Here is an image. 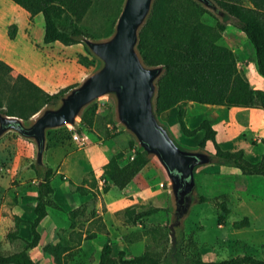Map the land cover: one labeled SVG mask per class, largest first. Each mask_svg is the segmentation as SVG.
<instances>
[{"label": "trees", "instance_id": "obj_1", "mask_svg": "<svg viewBox=\"0 0 264 264\" xmlns=\"http://www.w3.org/2000/svg\"><path fill=\"white\" fill-rule=\"evenodd\" d=\"M12 1L28 13L29 19L37 14L42 16L45 43L58 41L66 46L80 43L72 38L76 34L96 38L93 33L83 32L78 24L90 8L91 0ZM214 1L236 20L232 24L240 29L252 47V60L256 71L264 78V0ZM204 16H209L212 21H204ZM226 29L227 24L220 22L193 0H156L149 18L140 31L138 49L147 64L162 65L165 69L157 82L154 111L158 119L161 112L176 107V118L183 134L192 136L197 130L204 132V137L196 148L205 149V143L211 141L214 146L212 154L217 157V164L233 166L240 170L242 176L259 175L264 178V150L260 161L251 163L244 158L241 150L231 152L220 149L216 143V131L211 118L206 117L197 129L192 130L186 127L183 120L186 108L192 102L227 107H256L264 110V90L254 89L250 85L243 70L238 67L237 52L217 44V40ZM111 30L112 28L104 32L101 37L108 36ZM8 33L9 37L13 38L15 31L10 30ZM83 47L85 54L80 55L79 63L85 67L95 66L96 60L84 45ZM10 72V66L0 60V111L23 120H28L43 105L53 102L57 96L74 85L50 94L25 76L14 77ZM97 106V103L89 105L80 117L79 126L73 130L83 133L84 128L90 130L96 121ZM109 122L111 130L114 131L112 135L123 132L112 117L109 118ZM168 130L176 141L169 128ZM50 133L51 131L48 132V136ZM252 142L255 143L254 140ZM260 142L264 148V138H261ZM49 147L48 139L47 149ZM133 147L135 152L130 159V150ZM148 162L149 159L139 151L132 139L127 151H118L110 157L103 175L122 191ZM31 166L38 176V183L33 217L24 221L29 225V239L18 237L17 231L8 232L9 241L15 238L20 241L12 251L0 250V264H37L29 255V250L36 246L40 239L37 225L47 215V208L56 205L52 200L54 193L50 181L52 170L47 167L45 173H39L33 163ZM163 187L167 189L166 184H163ZM107 189L108 186L104 191ZM78 191L82 194L87 192L82 186L78 187ZM196 202L215 203L216 200L197 193ZM220 206L224 213L229 212L225 203H220ZM137 209V205H131L123 210L127 222L136 224L141 222L142 217L160 210L167 215L171 211L168 204L165 207ZM78 211L79 209H76L72 213L76 214ZM140 224L144 227L143 223ZM149 234L157 247L146 248L142 253L129 257L124 250L114 254L109 242L96 253L90 244L95 234L86 235L85 242L91 247L93 255L96 254L95 258L89 257L88 264H161L165 257L170 259L171 264V256L177 264H264V258H258L246 251L242 255L236 254L229 258L204 260L201 256V246L194 233L184 232L177 237L175 244L168 242L167 222L150 227ZM77 245H80V242ZM42 250L45 255L51 257L54 264H70L76 260L78 252L82 251L81 247L76 249L66 241L47 243Z\"/></svg>", "mask_w": 264, "mask_h": 264}, {"label": "crops", "instance_id": "obj_2", "mask_svg": "<svg viewBox=\"0 0 264 264\" xmlns=\"http://www.w3.org/2000/svg\"><path fill=\"white\" fill-rule=\"evenodd\" d=\"M230 35L231 37L227 38L230 40V43H220L219 40L222 39L220 37L217 40V44L236 51L239 57L238 67L243 70L250 85L254 89L264 90V78L256 71L254 61L252 60V47L250 45L246 47L236 45V37L232 34ZM58 61L62 60L58 59ZM59 65L63 69L71 70L72 67L73 69L78 68L80 64H77L74 59H68L65 62H59ZM12 72L24 74L30 81L50 94L57 91L52 88L55 82L48 84L44 78L30 76L15 67ZM12 76L15 77V75ZM78 82L75 79V82L72 84ZM176 112V107L165 110L160 113L159 119L167 125L174 136L182 143L196 148L204 137L203 130H197L192 136L183 134L176 118ZM206 117L213 120V128L216 131L215 139L220 149L231 152L241 150L244 158L249 162L256 163L260 161L264 150L260 142V139L264 138L263 109L256 107H227L192 102L187 106L183 120L186 127L192 130L197 129ZM123 132H118L116 137L107 139L105 143L101 140L98 141L96 143L97 146H90L83 153L65 152L60 146L53 147L51 145L47 149L45 162L47 167L52 170L50 177L51 185L54 188L52 200L56 205L47 208V215L37 225L40 239L38 244L29 250L31 259L37 264H54L51 257L45 255L42 250L45 244L66 241L78 249L85 243L86 235L93 233L95 236L91 238L90 244L96 253L102 249L106 242L110 243L114 254L119 250H124L127 257L135 249L142 247L144 236L141 237L138 232L143 227L140 223H146L147 219L136 224H131L126 221L127 216L123 213V210L131 205H137L138 208L143 207L144 209L152 205L154 207H161L152 203L155 198L157 200L159 196L160 198L163 196L161 193L163 190H153V185L149 184H144L138 188L133 187L132 182L136 180L139 172L129 184L132 187H129V189L125 188L122 191L107 180L108 189L101 192L102 202L99 206L95 205L94 207L90 204L94 197V188L82 178L85 173L90 172L98 183L104 181L102 176L105 165L110 157L118 151H127L129 142L132 140V137H127L119 144V147L114 146V143ZM8 134L11 133L8 132L0 138V147L9 149L10 153L8 155H11L13 158L23 156L24 160L20 165L11 167L9 169L11 173H7L8 175L5 173L4 175L0 174V250L3 251L14 250L16 243L20 241L17 238L9 241L7 233L10 231H17L18 237L29 239V225L24 221L33 217V207L37 196L36 185L38 183V176L31 166L34 158V146L30 143L31 141L21 139V137H7L10 136ZM253 140L255 143L252 142ZM70 142L75 147L71 140ZM205 149L210 153H214L213 143L207 141ZM4 151L0 150V156L3 155ZM147 165L148 163L143 168ZM229 169L234 171H227ZM12 173L17 181L15 185L11 184V181L13 182L11 180L12 177H10ZM59 175H62V178ZM201 175L207 176L208 179L213 177L245 179L246 185L241 192V196L236 197L234 201L235 207L238 208L237 210L240 209V211L248 213L252 212V210L254 212L257 211V215H261L264 218V178L262 176H242L239 169L220 164L205 167L204 174ZM155 176L157 179H160L157 174ZM160 180V184H166L165 179ZM81 182H85L83 187L86 188L87 192L84 194L78 191ZM30 183L34 185H29ZM76 209H79V211L73 214L72 211ZM157 213L162 214L165 212L160 210ZM163 224L165 223H161V225ZM78 242H80V245H77ZM200 246L201 256L204 260H219L211 249L203 247L201 243ZM228 257H231L230 252H228L226 258ZM256 257L264 258V255Z\"/></svg>", "mask_w": 264, "mask_h": 264}, {"label": "rangeland", "instance_id": "obj_3", "mask_svg": "<svg viewBox=\"0 0 264 264\" xmlns=\"http://www.w3.org/2000/svg\"><path fill=\"white\" fill-rule=\"evenodd\" d=\"M91 2L90 8L78 24L83 32H87L88 34L93 33L96 38H101L104 32L110 28L113 29L112 21H114V19L116 20L121 10L123 0H91ZM203 20L206 22L212 21L209 16H204ZM13 26L15 28H13ZM10 30L15 31L13 38H10L8 35ZM230 34L236 37V45L240 47L249 45L244 34L232 23L227 24V29L221 36L222 39L219 40L220 43H230V40L227 39L231 37ZM83 54H85V50L81 43L71 44L68 47L58 41L45 43L43 41V20L40 14L29 19L27 12L12 0H0V60L10 66L11 75L25 76L22 73L12 72L14 67L18 68L30 76L44 78L48 84L50 82H55L52 88L56 89V92H58L74 83L75 79L80 81L84 75L96 68L97 62L95 66L88 67L79 63V57ZM58 59L64 62L68 59H74L77 64H80V67L78 66V68L75 69L72 67L71 70L63 69L59 65V62L61 63L62 61H58ZM96 103L98 104L96 121L90 130L85 128L83 130L90 139L89 144L85 148L79 150L72 146L69 137L70 131L67 127L51 130L48 136L50 145L53 147L60 146L65 152L83 153L86 148L97 146L96 143L100 140L105 143L107 139L116 137L117 134L112 135L114 131L111 130V122H109L110 117L113 119L112 101L110 99H104ZM9 133L11 134H8L10 136L7 137H19L16 133ZM172 135L174 136L173 133ZM127 137L130 138L131 136L126 132L121 133L114 143V146L119 147V144ZM175 139L177 144L182 148L194 149L191 146L185 145L176 137ZM30 143L33 145L32 142ZM0 150H5L3 155L0 156V174L4 175L5 173L8 175L7 173H11L9 169L13 166L20 165L24 157L19 156L13 158L11 155H8L10 150L6 149V147H0ZM149 161L148 165L137 175L136 180L133 182L131 181L132 185L138 188L144 184H149L153 185V190L162 189L163 191L161 193L163 196H161V198L159 196L157 200L155 198L152 204L160 205L161 207L164 205L167 206L168 204L170 207L167 189H163V187L160 186V179H165V176L153 159H149ZM208 166L210 165L202 166L197 169V193L214 198L216 202L214 204L211 202H196L192 206L190 214L185 221L184 232L187 234L191 232L194 233L199 245L201 243L203 247L211 249L216 258L219 259L226 258L228 252H230L231 256L236 254L242 255L245 251L256 256L264 255L263 216L257 215V211L254 212L252 210V212L250 211L248 213L240 211V209L237 210L238 208L235 207L234 201L237 196H241V192L246 185L245 179L235 177H213L208 179L207 176L201 175L204 174V168ZM1 167L3 168L1 169ZM227 171L230 172L234 170L229 169ZM155 174H157L160 179H157ZM11 175V180H13V182L10 180L11 184H17L13 173ZM59 177L62 178V175H59ZM82 178L94 188V197L90 204L94 207L95 205L99 206L102 202L101 192L107 187V180L104 178V175L102 176L104 179L102 183H98L90 172L85 173ZM152 181L154 182L152 183ZM85 182H81L79 187H83ZM29 185L34 184L30 183ZM129 187L131 188L132 186L129 185L127 188L129 189ZM220 203L226 204L229 210L228 213H224L221 210ZM148 207H153V205ZM141 208L143 209V207L138 209ZM169 215L166 213H157L147 218L146 216L142 217L141 222L146 219L148 220H146V223L143 222L144 227L138 232L141 237L144 236L142 247L135 249L130 253L131 255H138L146 248L157 247L155 241L149 234V229L158 223L160 225L161 223H168ZM167 240L170 243L169 236ZM81 249L82 251H79L76 255V260L70 264H88L89 257L95 258L87 242L82 245ZM161 264H170V259L165 257Z\"/></svg>", "mask_w": 264, "mask_h": 264}, {"label": "water", "instance_id": "obj_4", "mask_svg": "<svg viewBox=\"0 0 264 264\" xmlns=\"http://www.w3.org/2000/svg\"><path fill=\"white\" fill-rule=\"evenodd\" d=\"M155 1L123 0L108 36L73 35L94 57L96 68L28 120L0 111V138L13 132L31 141L33 165L39 173H45L48 132L64 127L76 129L89 105L110 99L116 125L132 137L140 152L157 163L165 176L171 208L168 235L175 244L177 237L184 233L185 221L196 203L197 169L217 164L218 159L206 149L179 146L155 114L157 82L165 69L162 65L147 64L138 49L140 31ZM193 1L224 24L236 22L214 0ZM171 264H177L173 256Z\"/></svg>", "mask_w": 264, "mask_h": 264}, {"label": "built area", "instance_id": "obj_5", "mask_svg": "<svg viewBox=\"0 0 264 264\" xmlns=\"http://www.w3.org/2000/svg\"><path fill=\"white\" fill-rule=\"evenodd\" d=\"M69 131H71L70 140L74 143V146L77 149L83 148L87 144H89L90 139H89V137H88V135L86 133L78 132L77 130H73L71 128H69ZM134 152H135V147H133L130 150V159L133 158ZM162 185L163 184H160V186H162Z\"/></svg>", "mask_w": 264, "mask_h": 264}]
</instances>
